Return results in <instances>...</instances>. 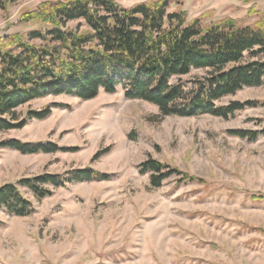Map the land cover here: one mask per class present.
<instances>
[{"label": "rangeland", "instance_id": "rangeland-1", "mask_svg": "<svg viewBox=\"0 0 264 264\" xmlns=\"http://www.w3.org/2000/svg\"><path fill=\"white\" fill-rule=\"evenodd\" d=\"M57 1L63 0L8 2L7 10L0 8V43L40 28L24 23L25 14ZM115 1L130 8L154 0ZM170 10L184 11L188 22L253 25L264 14V0H180ZM207 76L193 70L172 84L191 90ZM234 102L257 106L228 119L163 117L119 87L91 101L50 95L20 108L22 120L52 112L0 131V189L17 187L34 210L18 217L0 209V264H264V85L217 104ZM233 130L263 133L251 142L230 135ZM8 141L56 151L25 155L1 147ZM149 159L195 181L172 176L154 188L140 169ZM89 169L111 179L41 186L51 193L45 198L20 184Z\"/></svg>", "mask_w": 264, "mask_h": 264}, {"label": "trees", "instance_id": "trees-1", "mask_svg": "<svg viewBox=\"0 0 264 264\" xmlns=\"http://www.w3.org/2000/svg\"><path fill=\"white\" fill-rule=\"evenodd\" d=\"M8 2L0 8L7 10ZM173 3L180 4V0H154L130 8L115 0H63L46 2L26 13L24 23L41 27L0 43V131L47 119L51 109L31 112L26 120L21 119L19 109L34 100L68 95L91 101L102 91L116 94L119 87L127 99L158 107L163 117L210 115L228 119L257 106L254 102L217 103L245 88L264 85V14L253 25L231 20L205 25L202 18L188 22L184 11H171ZM73 23L78 25L73 28ZM193 70H206L208 76L191 90L172 84L174 78ZM262 133L229 132L251 142ZM1 147L25 155L56 151L51 146L18 141ZM140 169L142 174H150L154 188L162 187L172 176L181 182L195 181L154 159ZM110 179V175L89 169L76 171L68 179L48 175L20 184L45 198L51 193L41 186L57 188ZM0 209L18 217L34 212L12 185L0 189Z\"/></svg>", "mask_w": 264, "mask_h": 264}]
</instances>
